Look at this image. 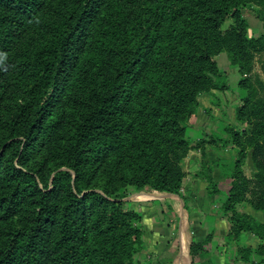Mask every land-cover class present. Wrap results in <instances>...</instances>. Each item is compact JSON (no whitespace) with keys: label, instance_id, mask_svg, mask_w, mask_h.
<instances>
[{"label":"trees","instance_id":"obj_1","mask_svg":"<svg viewBox=\"0 0 264 264\" xmlns=\"http://www.w3.org/2000/svg\"><path fill=\"white\" fill-rule=\"evenodd\" d=\"M251 5L264 28V0H0V264H153L126 200L181 194L203 143L190 119L202 94L230 89L222 52L246 92L218 139L238 149L223 211L229 237L260 240L238 257L264 263V223L240 209L264 211V79L251 74L264 32L249 36ZM205 150L197 175L214 193ZM211 239L191 243L192 262L209 264Z\"/></svg>","mask_w":264,"mask_h":264},{"label":"crops","instance_id":"obj_2","mask_svg":"<svg viewBox=\"0 0 264 264\" xmlns=\"http://www.w3.org/2000/svg\"><path fill=\"white\" fill-rule=\"evenodd\" d=\"M229 68L230 65L226 67V72L231 73L233 68L230 71ZM220 91L202 94V108L190 119L187 129V135L193 140V144L203 140L201 145L205 146L207 157L213 162V177L218 191L210 193L209 182L197 175L204 160L201 148H193L183 163L187 172L182 185L184 194L142 190L131 194L129 198L132 208L140 210L143 214L146 251L153 264H201L192 262L191 243L194 240L202 241L205 235L213 230L214 264H251L238 257L237 241L253 247L260 243L251 233L239 239L228 236L230 222L223 211V202L229 188L225 189L222 185L228 183L230 187L231 180L225 170L231 166L233 155L231 150H225L223 154L219 149L221 143L218 135L221 132L218 125L223 122L232 124L233 118L230 116L228 119L225 105L233 109L239 102L236 97L230 101L225 100ZM197 134L201 137L196 136ZM190 168L193 172H189ZM221 193L225 195L221 196ZM240 209L264 223V211L254 210L249 204L241 205ZM232 250L236 251L235 256ZM259 259L260 257L254 256L255 261Z\"/></svg>","mask_w":264,"mask_h":264},{"label":"rangeland","instance_id":"obj_3","mask_svg":"<svg viewBox=\"0 0 264 264\" xmlns=\"http://www.w3.org/2000/svg\"><path fill=\"white\" fill-rule=\"evenodd\" d=\"M258 10V7L257 6H252L251 5V8L250 10H246L245 12V17L246 19L248 20V23H249V29H248V32H249V36H253V37H257L259 36L262 32H264V28H263V24H262V21L257 17L256 15V12ZM231 24V21H227L224 25V27H229V25ZM35 30H30L27 32L25 38H24V41L23 42H26V41H30L32 38H33V32ZM216 60L218 62V65H220L219 67L226 72V67H229V65L231 66L232 69V72L231 73H227L228 75V83L230 85V89L229 90H225V91H220L223 93V98L227 101H230L232 100V98L236 97V101L239 102V104L234 105L233 106V109H234V113L235 115L233 116V109L232 107L229 108L228 105L225 107H227L226 110H228L227 112V116H228V119H230V116L233 118V122L232 124H229L227 122H223L222 123H219V129H220V132L221 134L218 135V137L224 139V140H229V132L227 130L228 127H232V126H235L237 125V120H236V109L239 105H241L242 103V98L246 95V92L244 93V90L242 88L239 87V79L241 78V74L238 72V69L236 66H233L231 63H230V60L228 58V54L226 52H222L220 53V55L216 56ZM253 61H254V66H253V70L251 72V74H259L263 79H264V69H263V64H264V53L262 52H257L253 58ZM231 68H229V71L231 70ZM228 71V70H227ZM244 76H247V74H245ZM212 93V92H211ZM206 94V93H204ZM241 96V97H240ZM235 103V102H234ZM236 106V107H235ZM226 128V129H225ZM190 134V133H189ZM191 135V134H190ZM214 135H217V134H214ZM188 136V135H187ZM196 136H200V134H197ZM192 137V136H191ZM220 141V140H219ZM220 143H222L220 141ZM218 146V145H217ZM202 150H204L205 146H202L200 145V147ZM219 149L221 150V152H225V150H231V154L233 155L232 156V161L237 157V147L230 144L229 142L227 143V145H223V143L221 145H219ZM218 149V150H219ZM206 151V150H205ZM220 152V151H219ZM220 152V153H221ZM236 152V154H235ZM224 154V153H223ZM223 154H221L223 156ZM251 157H247L246 158V161H245V164H244V169H245V172L247 175L249 176H253L254 172H255V168L253 166V163H252V160L250 159ZM231 160V159H230ZM231 161V163H232ZM189 172H193L191 170V168L189 169ZM227 183V182H225ZM223 188L225 189H228L229 188V185L228 183L225 184V185H222ZM183 192V193H182ZM133 194V193H132ZM181 194H184V190L183 188L181 189ZM225 195V193H221V196L222 195ZM220 195V193H219ZM223 195V196H224ZM131 196V195H130ZM130 198V197H129ZM126 200L127 202V206L131 209H134L132 208L131 204H130V200ZM135 211L139 212L141 215H142V220H141V225L143 227V230H144V239H145V228H144V224H143V214L140 210H136L134 209ZM243 211V210H242ZM246 212V211H245ZM229 221V220H228ZM230 226L231 224L229 223V231H230ZM209 234H212V239H211V244H209V246H206L208 251L211 253V257H210V260H209V264H214V253H215V245L213 244V239H214V230L211 231L210 233H207L204 237V239L209 235ZM245 235V234H244ZM243 236V235H242ZM203 239V240H204ZM235 239H239V238H235ZM202 240V241H203ZM194 241H197V240H194ZM237 241V240H236ZM193 242V241H192ZM201 242V241H199ZM240 245V241H237V255H238V246ZM147 247H146V244H145V250L140 254V258L141 259H146V260H150L148 255H147ZM235 252L234 250H232V254L235 256ZM197 263H201V264H205V263H202V261H197Z\"/></svg>","mask_w":264,"mask_h":264},{"label":"clouds","instance_id":"obj_4","mask_svg":"<svg viewBox=\"0 0 264 264\" xmlns=\"http://www.w3.org/2000/svg\"><path fill=\"white\" fill-rule=\"evenodd\" d=\"M0 62H2V60H0Z\"/></svg>","mask_w":264,"mask_h":264}]
</instances>
